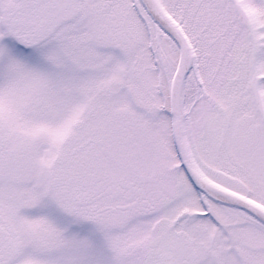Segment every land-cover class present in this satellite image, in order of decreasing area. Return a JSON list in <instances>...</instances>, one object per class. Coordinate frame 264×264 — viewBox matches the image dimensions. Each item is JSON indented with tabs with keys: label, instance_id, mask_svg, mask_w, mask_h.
<instances>
[{
	"label": "snow or ice",
	"instance_id": "obj_1",
	"mask_svg": "<svg viewBox=\"0 0 264 264\" xmlns=\"http://www.w3.org/2000/svg\"><path fill=\"white\" fill-rule=\"evenodd\" d=\"M0 264H264V0H0Z\"/></svg>",
	"mask_w": 264,
	"mask_h": 264
}]
</instances>
